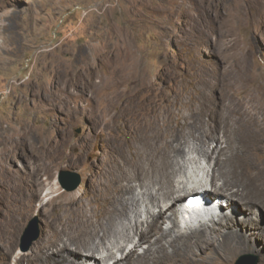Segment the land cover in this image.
I'll list each match as a JSON object with an SVG mask.
<instances>
[{"label":"bare ground","instance_id":"bare-ground-1","mask_svg":"<svg viewBox=\"0 0 264 264\" xmlns=\"http://www.w3.org/2000/svg\"><path fill=\"white\" fill-rule=\"evenodd\" d=\"M128 65L119 68L114 87L101 92L92 114L114 162L103 174L96 206L82 207L65 191L42 204V237L15 264H232L244 252L259 253L264 264V86L197 88L166 98L145 83L128 88L133 79ZM104 126L118 131L105 133ZM4 129L0 126V148L26 145L27 128L15 134ZM63 156L57 149L37 153L32 179L13 180L11 154L0 149V182L11 192L8 219L0 228V264L18 246L25 217L46 184L43 174ZM199 192L206 197L203 204L215 203L219 211L206 208L183 219L184 200ZM226 192L232 202L219 196ZM237 201L245 204L246 216H236ZM144 202L146 216L140 219ZM121 239L132 247L126 250ZM108 240L119 252L115 259ZM143 244L148 245L139 252Z\"/></svg>","mask_w":264,"mask_h":264},{"label":"rangeland","instance_id":"rangeland-1","mask_svg":"<svg viewBox=\"0 0 264 264\" xmlns=\"http://www.w3.org/2000/svg\"><path fill=\"white\" fill-rule=\"evenodd\" d=\"M125 64L133 78L128 88L145 83L166 98L197 88L264 86V0H0V126L8 134L27 128L26 145L0 148L11 154L10 179H32L37 153H64L43 174L46 184L34 211L25 217L7 264H15L20 252L28 254L40 240L38 210L58 193L65 191L82 207L96 206L103 174L114 162L92 114L101 92L114 87ZM174 110L176 118V104ZM182 110L186 113V107ZM104 131L118 128L104 126ZM189 146L187 151L195 156ZM61 171L78 175L77 187L65 188ZM212 185L207 183L209 189ZM226 194L219 196L232 202ZM10 196L0 182V228L8 219ZM237 203L236 216H246L245 204ZM48 208L54 211L55 206L50 203ZM140 209L143 219L145 202ZM35 227L38 237L22 250L25 234H33ZM132 234L138 241L139 235ZM120 241L127 247V241ZM107 244L114 246L112 240ZM113 250L115 259L119 252ZM255 259L261 263L259 253L244 252L232 264Z\"/></svg>","mask_w":264,"mask_h":264},{"label":"water","instance_id":"water-1","mask_svg":"<svg viewBox=\"0 0 264 264\" xmlns=\"http://www.w3.org/2000/svg\"><path fill=\"white\" fill-rule=\"evenodd\" d=\"M60 181L62 183V185L69 189L72 190L75 187H77V185L80 183V178L78 175L71 173L70 171H61L60 172ZM38 237V230L37 227H35L33 234H30V231H27V233L25 234V243L24 245L21 247L22 250H27L30 246V244L33 242V240H35ZM244 257V256H242ZM257 263V259H255L252 264H256ZM238 264H243V263H238Z\"/></svg>","mask_w":264,"mask_h":264},{"label":"clouds","instance_id":"clouds-1","mask_svg":"<svg viewBox=\"0 0 264 264\" xmlns=\"http://www.w3.org/2000/svg\"><path fill=\"white\" fill-rule=\"evenodd\" d=\"M202 195V193H198V195ZM194 195H196V194H194ZM190 196V195H189ZM203 196V195H202ZM187 199V198H186ZM186 199L184 200V202L186 201ZM184 202H183V204H182V207H181V212H182V214H181V217L183 218V219H189L190 218V215H193L195 212H201V210H193L192 212H187V211H184V207H183V205H184ZM212 204H214V203H211V204H208V205H206V204H203L204 205V207H205V209L206 208H210V206L212 205ZM217 206V205H216ZM213 209H216V208H213ZM212 209V210H213ZM217 210V209H216Z\"/></svg>","mask_w":264,"mask_h":264}]
</instances>
